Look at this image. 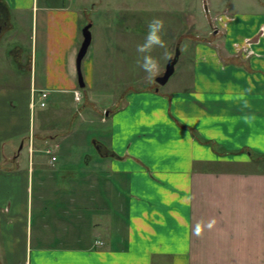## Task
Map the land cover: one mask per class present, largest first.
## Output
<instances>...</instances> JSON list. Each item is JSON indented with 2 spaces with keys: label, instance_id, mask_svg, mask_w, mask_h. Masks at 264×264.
I'll return each mask as SVG.
<instances>
[{
  "label": "crops",
  "instance_id": "crops-1",
  "mask_svg": "<svg viewBox=\"0 0 264 264\" xmlns=\"http://www.w3.org/2000/svg\"><path fill=\"white\" fill-rule=\"evenodd\" d=\"M251 6L254 26L220 18L212 49H196L201 91L168 100L170 116L193 107L177 110L180 126L156 129L151 112L129 121V102L114 116L108 146L96 142L105 154L97 147L101 158L77 175L40 158L57 131L45 115L33 132L31 117L40 92L58 113L79 90L85 11L74 2L0 0V45L18 26L31 28L24 43L0 50L30 75L28 89L0 88V264H264V170L243 168L264 165V4ZM168 137L174 142L157 140ZM210 220L214 227L197 235Z\"/></svg>",
  "mask_w": 264,
  "mask_h": 264
},
{
  "label": "rangeland",
  "instance_id": "rangeland-1",
  "mask_svg": "<svg viewBox=\"0 0 264 264\" xmlns=\"http://www.w3.org/2000/svg\"><path fill=\"white\" fill-rule=\"evenodd\" d=\"M37 1L39 3L47 1L54 6L74 2V8L77 11H85L80 19L82 27L91 25V45L81 67L85 84L83 90L79 89L82 101L80 103L73 102V96L68 95L65 102L66 109L58 113L54 112V108L50 104L51 101H46L45 109H40L39 102H36L31 117L33 132L38 133L45 115H52L46 116L51 118V120L46 118L50 128L48 131H57L55 136L58 138L55 144H50L48 149L51 153L50 156L40 153V158L49 163L54 157L58 161L51 162L53 170L61 169V172H73L77 175H82L80 173L86 170L88 160L92 167L94 162L101 158L98 148L103 155L105 154L103 148L99 147L96 142L108 146L114 116L123 108H127L129 102L132 104L134 102L131 114H127L129 121L136 116L141 117L140 120H145L148 112H151L155 117L156 129L162 128L165 121L180 126L178 120H175L177 110L189 113L193 107H179L178 105V108H173V115L170 116L168 100L172 97H182V100H186L187 97L183 98V96L194 97L197 92L201 91L199 86L194 87L193 80L198 63L196 49H212L207 43L212 42V35L217 32L221 33V27L216 26L220 18L233 16L238 20L237 25L254 26L255 22L250 19L259 13L256 8L251 6V3L264 4V0ZM153 18H160L165 24L163 32L165 46L156 47L151 53L159 63V75L154 80L150 79L149 75L140 67L139 62H142L143 54L137 52V45L144 42L148 22ZM40 29L39 25L37 41L42 44ZM21 33L25 34L24 36L30 35V26L21 28L18 26L12 39L4 38L0 50L8 51L14 47L15 43H24L22 40L24 36H21ZM80 40L82 43L81 36ZM27 43L30 45L29 40ZM217 45H220V40ZM177 50L179 59L173 76L165 86H158L155 82L156 79L164 75L169 60L174 58ZM5 61L0 51V88L28 89L30 75L18 72L14 64ZM221 65L223 69L229 67V64L222 60ZM243 68L240 69L244 70ZM196 74L199 81V73L196 72ZM235 78L239 80L241 76L236 75ZM230 90L239 92L236 86ZM153 91L157 94L152 93ZM148 92L156 96V101H151L152 97H142ZM223 93L229 92L226 89ZM84 96L87 98L84 99ZM86 99L89 103L87 102V107L83 108ZM161 100L166 101L167 113L164 115V119ZM79 110L84 111L83 116L75 117L81 112ZM107 113L108 122L102 123L101 119L106 120ZM145 129L147 128L143 127V130ZM157 140L166 143L174 142L169 137ZM250 153L252 156L254 155L253 152ZM22 158H24L23 160L28 159L27 152H23ZM243 168L244 170H264V165ZM48 170L53 171L50 168ZM125 194L124 188L123 192L121 190V195L124 197Z\"/></svg>",
  "mask_w": 264,
  "mask_h": 264
},
{
  "label": "clouds",
  "instance_id": "clouds-1",
  "mask_svg": "<svg viewBox=\"0 0 264 264\" xmlns=\"http://www.w3.org/2000/svg\"><path fill=\"white\" fill-rule=\"evenodd\" d=\"M165 24L160 18H153L148 22L147 33L142 44L137 45V52L142 55V62L140 67L149 75V78L154 80L159 75V63L158 60L151 55L152 51L156 47H164L165 41L163 39ZM215 220H210L205 225L203 222L196 226L195 232L197 235L206 227L212 229L215 225Z\"/></svg>",
  "mask_w": 264,
  "mask_h": 264
},
{
  "label": "water",
  "instance_id": "water-1",
  "mask_svg": "<svg viewBox=\"0 0 264 264\" xmlns=\"http://www.w3.org/2000/svg\"><path fill=\"white\" fill-rule=\"evenodd\" d=\"M90 29H91V25H88L84 27L82 30V43H81V46L79 48L77 58H76V72H77V79H78V87L81 90L85 88L81 67H82V62L85 59L88 53V50L90 48V45H91ZM178 59H179V52L177 50V52L174 55V58L169 60L166 66L164 75L156 79L155 82L158 86H165L168 83L169 79L173 76L175 72V66L178 63Z\"/></svg>",
  "mask_w": 264,
  "mask_h": 264
},
{
  "label": "built area",
  "instance_id": "built-area-1",
  "mask_svg": "<svg viewBox=\"0 0 264 264\" xmlns=\"http://www.w3.org/2000/svg\"><path fill=\"white\" fill-rule=\"evenodd\" d=\"M219 22H220V20L218 21V24H219ZM39 94H40V96H39V107L45 108L46 107V101L48 100V94H47V92H40ZM73 96H74V102L80 103L82 101L81 92L75 91V92H73ZM47 153L49 155L51 154L49 151ZM54 161H55V158L53 157L52 162H54Z\"/></svg>",
  "mask_w": 264,
  "mask_h": 264
}]
</instances>
